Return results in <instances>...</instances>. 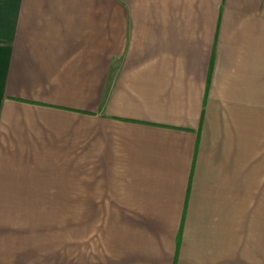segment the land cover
Listing matches in <instances>:
<instances>
[{
  "label": "crops",
  "instance_id": "crops-1",
  "mask_svg": "<svg viewBox=\"0 0 264 264\" xmlns=\"http://www.w3.org/2000/svg\"><path fill=\"white\" fill-rule=\"evenodd\" d=\"M0 264H264V0H0Z\"/></svg>",
  "mask_w": 264,
  "mask_h": 264
},
{
  "label": "rangeland",
  "instance_id": "rangeland-1",
  "mask_svg": "<svg viewBox=\"0 0 264 264\" xmlns=\"http://www.w3.org/2000/svg\"><path fill=\"white\" fill-rule=\"evenodd\" d=\"M59 224L60 223L57 220L46 221L45 230L40 226H37L35 228L36 235L28 236V237L22 236L21 244L29 243L31 246H35V247H60ZM67 236H68V247H76L74 221H70V220L68 221ZM22 238H28V242H26Z\"/></svg>",
  "mask_w": 264,
  "mask_h": 264
}]
</instances>
